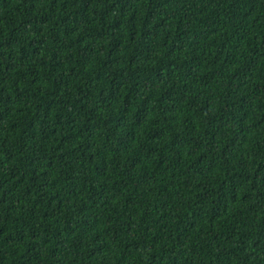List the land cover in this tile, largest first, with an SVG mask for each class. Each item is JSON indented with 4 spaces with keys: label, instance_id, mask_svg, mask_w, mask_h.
Returning <instances> with one entry per match:
<instances>
[{
    "label": "trees",
    "instance_id": "16d2710c",
    "mask_svg": "<svg viewBox=\"0 0 264 264\" xmlns=\"http://www.w3.org/2000/svg\"><path fill=\"white\" fill-rule=\"evenodd\" d=\"M0 264H264V0H0Z\"/></svg>",
    "mask_w": 264,
    "mask_h": 264
}]
</instances>
